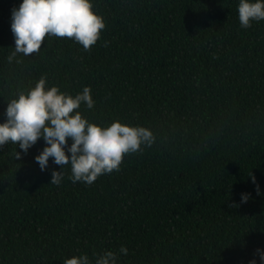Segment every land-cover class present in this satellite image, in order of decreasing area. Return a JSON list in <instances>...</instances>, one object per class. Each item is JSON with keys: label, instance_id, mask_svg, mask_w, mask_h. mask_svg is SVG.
<instances>
[{"label": "trees", "instance_id": "16d2710c", "mask_svg": "<svg viewBox=\"0 0 264 264\" xmlns=\"http://www.w3.org/2000/svg\"><path fill=\"white\" fill-rule=\"evenodd\" d=\"M20 2L0 0V122L46 76L73 96L90 87L94 107L79 109L90 122L144 126L155 140L91 185L73 183L70 164L50 183L62 169L52 157L40 169L42 138L19 159L16 144L0 147V264H94L106 251L117 264H260L264 20L242 28L239 0H92L105 28L90 50L51 36L9 63Z\"/></svg>", "mask_w": 264, "mask_h": 264}, {"label": "clouds", "instance_id": "9594fccd", "mask_svg": "<svg viewBox=\"0 0 264 264\" xmlns=\"http://www.w3.org/2000/svg\"><path fill=\"white\" fill-rule=\"evenodd\" d=\"M238 15L240 26L245 29L252 21L264 20V0H239ZM104 28V18L93 10L92 0H21L11 10L15 51L8 61L11 63L18 53L26 57L38 53L45 38L51 36L72 38L88 51ZM94 103L90 87L85 86L73 96L58 86H49L47 77L42 76L26 93L21 91L7 104L6 120L0 122V147L8 142L16 144L22 150L15 152V158L19 159L42 138L45 146L35 156L40 169L47 168L49 157L62 169L53 170L50 183L59 185L64 166L70 164L72 182L91 185L99 176L119 171L125 154L142 151V145L150 147L155 140L152 131L144 126L119 120L108 126L90 122L79 109L82 104L91 109ZM252 183L256 184L254 176ZM256 192L264 196L259 184ZM250 195L242 193L241 201L247 202ZM119 251L128 254L123 245ZM256 253L260 264H264V249L257 248ZM117 261L116 253L106 251L95 258L94 264H117ZM63 264H93V260L87 255L72 256ZM248 264H257L256 258Z\"/></svg>", "mask_w": 264, "mask_h": 264}]
</instances>
